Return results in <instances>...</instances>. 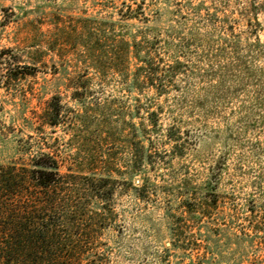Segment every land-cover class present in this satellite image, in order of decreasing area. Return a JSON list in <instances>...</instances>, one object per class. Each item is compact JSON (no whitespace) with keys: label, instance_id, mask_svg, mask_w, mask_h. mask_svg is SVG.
I'll use <instances>...</instances> for the list:
<instances>
[{"label":"rangeland","instance_id":"1","mask_svg":"<svg viewBox=\"0 0 264 264\" xmlns=\"http://www.w3.org/2000/svg\"><path fill=\"white\" fill-rule=\"evenodd\" d=\"M135 3L144 15L130 34L148 26L158 39L146 47L163 93L131 87V55L123 77L99 75L96 36L84 41L93 54L50 42L52 17L101 19ZM69 80L86 86L81 101ZM58 100L67 125L54 129L42 119ZM43 138L67 166L76 153L111 157L114 194L109 212L86 222L96 232L88 258L264 264V0H0V163H26ZM144 183L143 201L134 187ZM205 198L212 208L202 214ZM177 222L186 250L171 245Z\"/></svg>","mask_w":264,"mask_h":264},{"label":"trees","instance_id":"2","mask_svg":"<svg viewBox=\"0 0 264 264\" xmlns=\"http://www.w3.org/2000/svg\"><path fill=\"white\" fill-rule=\"evenodd\" d=\"M135 5L134 8L125 4L101 19L94 16L74 20L52 17L55 31L50 42H63L67 49L84 43L86 51L93 54L94 49L84 41L96 36L95 40L104 44L105 50L104 61L100 62L102 69L94 66L99 75L103 69L110 68L123 77L131 55L137 61L131 87L150 85L163 93L162 81L159 86L155 84L159 68L154 66L151 57L153 48L146 47L156 44L158 39L149 38L148 26L133 36L130 34L132 24L129 22L143 21L142 6ZM115 15L117 19L114 20ZM69 84L76 89L74 99L81 101L83 94L78 89L86 86L78 80H69ZM152 115L157 116L154 112ZM42 123L54 129L67 125L59 100L45 112ZM29 153L26 163H0V264H101L88 258L93 252L90 246L96 232L86 222L102 218L109 212L106 203L114 194V183L109 176L112 170H107L111 168L110 155L101 158L87 155L89 158L85 159L76 153L73 155L76 165L67 166L60 150L49 146L44 138L39 148ZM142 162L141 154L134 153L131 164L134 174L141 173ZM134 190L139 200L148 198L146 183L135 186ZM209 201L201 199L200 213L209 212L212 208ZM177 225L172 248L186 250L182 227L179 222Z\"/></svg>","mask_w":264,"mask_h":264}]
</instances>
